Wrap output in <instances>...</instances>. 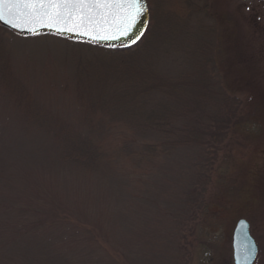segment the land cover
<instances>
[{
	"label": "rangeland",
	"instance_id": "1",
	"mask_svg": "<svg viewBox=\"0 0 264 264\" xmlns=\"http://www.w3.org/2000/svg\"><path fill=\"white\" fill-rule=\"evenodd\" d=\"M148 1L156 36L166 41L158 68L178 77L190 69L166 37L174 0ZM193 1L204 6L193 29L210 30V79L221 92L207 111L226 97L232 116L203 144L152 160L127 157L120 135L138 143L132 154L160 138L109 123L119 117L105 116L107 139L91 135L76 87L77 48L52 34L0 29V65L11 66L0 78V264H235L242 218L259 246L255 264H264V0ZM31 101L61 118L58 131L101 141L106 158L96 166L72 159L71 146L28 121Z\"/></svg>",
	"mask_w": 264,
	"mask_h": 264
},
{
	"label": "trees",
	"instance_id": "2",
	"mask_svg": "<svg viewBox=\"0 0 264 264\" xmlns=\"http://www.w3.org/2000/svg\"><path fill=\"white\" fill-rule=\"evenodd\" d=\"M182 1L180 5L176 3L178 0H174L172 20L169 31H166L171 45L182 48L181 52L178 51L179 58L189 65L190 70L185 67L187 72L183 71L178 77L165 75L158 68L157 56L166 41L156 36V20L153 19L155 14H148L147 29L132 46L100 45L52 34L66 40L79 51L75 56L78 57L75 64L79 70L76 87L81 94V103L85 104L83 121L90 125L91 135L97 133L96 136L99 134L105 140L110 135L106 128L111 129L119 121L124 129L131 128L129 131H132L133 137L135 134H142L160 138L156 142L149 139L144 143L140 142L139 150L132 154V145L138 143L129 140V133H121L118 144L126 146L129 158L141 156L152 160L156 154L166 155L186 145L203 144L206 138L208 141L216 133L219 135L228 120L226 116H232V107L229 100L223 98L225 95H222L223 102L216 106L211 115L207 111V101L216 100V95L221 94L217 89L218 84L214 81L212 83L210 79L216 72L213 61L215 46L209 39L208 27L202 25L199 30L193 29L194 18L204 13V6L193 0ZM147 2L150 6L148 0ZM168 9L169 12L172 10L171 7ZM0 29L7 30L2 25ZM3 49L0 45V52ZM2 53L5 54V50ZM177 56L174 54L175 58ZM10 67L9 62L0 65V78L8 76ZM9 81L6 84L8 88L11 84V80ZM97 95L99 99L96 98ZM34 103H27V108L31 109L28 121L36 127L47 129L46 132L57 142L66 147L71 146L69 152L72 151V159L96 166L106 158L107 151L101 141L88 134L80 139L81 134L70 135L67 128L58 131L61 118L40 112L37 104L32 106ZM107 114L119 119L109 122L112 123L110 126L105 120ZM208 119L213 125H207ZM204 122L206 125H203ZM65 125L67 124L64 123L62 127Z\"/></svg>",
	"mask_w": 264,
	"mask_h": 264
},
{
	"label": "water",
	"instance_id": "3",
	"mask_svg": "<svg viewBox=\"0 0 264 264\" xmlns=\"http://www.w3.org/2000/svg\"><path fill=\"white\" fill-rule=\"evenodd\" d=\"M246 1V0H245ZM147 12L140 16L133 26L122 24L115 12L98 15L95 12L85 10L83 19L74 17L64 25L65 28L75 26V31H56L47 26H39L36 32L21 30L14 26V21L9 13V5H4V19H0V25L4 28L27 36H36L43 33H53L72 40H82L90 43H96L107 46H132L136 44L143 36L149 23L148 5ZM36 25H27L26 27H35ZM127 28L128 34H122ZM87 33V34H85ZM107 37V38H105ZM233 249L235 264H255L259 246L251 233L250 223L245 218L240 219L234 229Z\"/></svg>",
	"mask_w": 264,
	"mask_h": 264
},
{
	"label": "snow or ice",
	"instance_id": "4",
	"mask_svg": "<svg viewBox=\"0 0 264 264\" xmlns=\"http://www.w3.org/2000/svg\"><path fill=\"white\" fill-rule=\"evenodd\" d=\"M4 5L10 6L14 26L30 32H36L39 26L61 32L75 31V26L65 28L64 25L74 17L82 20L85 10L98 15L115 12L121 23L128 26H133L147 12L145 0H0V19H4ZM122 34H128L127 28Z\"/></svg>",
	"mask_w": 264,
	"mask_h": 264
}]
</instances>
